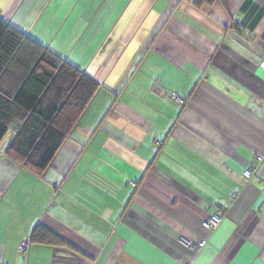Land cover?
Here are the masks:
<instances>
[{"label":"crops","instance_id":"1","mask_svg":"<svg viewBox=\"0 0 264 264\" xmlns=\"http://www.w3.org/2000/svg\"><path fill=\"white\" fill-rule=\"evenodd\" d=\"M0 19L100 85L42 177L0 142V264H264V0H0Z\"/></svg>","mask_w":264,"mask_h":264},{"label":"trees","instance_id":"2","mask_svg":"<svg viewBox=\"0 0 264 264\" xmlns=\"http://www.w3.org/2000/svg\"><path fill=\"white\" fill-rule=\"evenodd\" d=\"M215 1L193 0L198 8ZM99 90L85 72L0 19V142L13 130L9 159L42 177ZM31 240L67 246L41 227Z\"/></svg>","mask_w":264,"mask_h":264},{"label":"built area","instance_id":"3","mask_svg":"<svg viewBox=\"0 0 264 264\" xmlns=\"http://www.w3.org/2000/svg\"><path fill=\"white\" fill-rule=\"evenodd\" d=\"M169 95L171 99L180 102V99L177 94H169ZM257 160L259 162H263L264 155L263 154L258 155ZM254 171L255 170L246 172L245 174L246 177L247 178L251 177ZM225 215L226 213L223 208L220 207L216 208L213 214L204 222V227L210 232L216 230L223 222ZM206 243L207 241L204 240L198 244L189 243L188 246L191 247V249L194 250L195 252H198L201 248H203L206 245ZM26 249H27V244L24 243L20 246V250L25 251Z\"/></svg>","mask_w":264,"mask_h":264}]
</instances>
